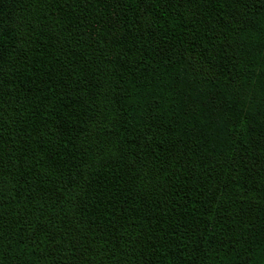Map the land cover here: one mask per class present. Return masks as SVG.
<instances>
[{"label": "trees", "instance_id": "trees-1", "mask_svg": "<svg viewBox=\"0 0 264 264\" xmlns=\"http://www.w3.org/2000/svg\"><path fill=\"white\" fill-rule=\"evenodd\" d=\"M0 264H264V0H0Z\"/></svg>", "mask_w": 264, "mask_h": 264}]
</instances>
